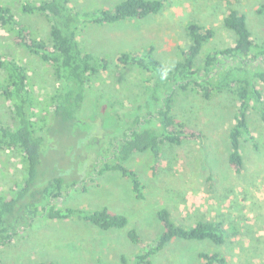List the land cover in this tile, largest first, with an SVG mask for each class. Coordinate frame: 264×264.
Wrapping results in <instances>:
<instances>
[{"label": "rangeland", "instance_id": "374dc122", "mask_svg": "<svg viewBox=\"0 0 264 264\" xmlns=\"http://www.w3.org/2000/svg\"><path fill=\"white\" fill-rule=\"evenodd\" d=\"M120 1L71 0V6L82 13L78 22L81 44L99 57H106L110 65L92 81L87 91L84 117L90 122L82 127V137H74L71 129H62L60 120H53L49 144L44 148L41 176L45 175L44 171L56 173L61 167L68 179L89 175L90 151L93 147L103 151L101 137H97L93 145H87L90 134L109 137L120 129L116 119L120 105L116 110L108 107V111L105 102H123L125 119L153 110L150 93H154L150 86L153 84L147 79L149 72L136 66L118 65L119 53L153 45L155 56L170 69L180 58L181 48L189 44L187 25L190 21L214 28L215 36L206 50L234 43V33L222 24L231 6L228 0H168L165 10L145 19L111 24L86 20ZM25 2L0 0V4L9 5L38 37L47 39L50 20L40 14L25 13L22 9ZM233 2L231 7L247 13L252 36L261 42L264 14L257 10L264 0ZM0 53L13 54L26 67L34 96L38 104L44 106L59 87L52 66L16 45L12 34L1 27ZM4 75L0 70V78ZM259 87L264 93L263 82ZM160 93L156 95L159 97ZM140 105H143L141 110L138 109ZM236 105L227 92L205 99L196 92L181 91L175 103L176 117L202 130L206 136L182 145L165 143L157 173L153 170L156 163L150 151L134 154L129 165L138 172L144 184L143 198L137 197L131 179L120 172L109 171L70 190L66 197L58 200L63 207L80 206L91 210L106 207L113 213L124 214L129 219L125 228L103 230L78 217L39 218L23 228L11 244L0 246V263L123 264L121 257L127 256L130 264H134V256L144 248L129 239V230L135 229L143 244L151 245L164 231L158 211L166 208L172 219L185 227L194 226L203 219L221 220L230 228V236L222 246L210 240L176 238L152 257L151 264H200L199 253L203 251L221 252L227 264H264V123L257 113L250 112L254 140L243 138L245 168L237 173L228 161V133L235 124ZM9 119V106L0 95V120L7 122ZM80 142L86 145L79 149L71 147ZM78 155L83 158L78 159ZM25 174V163L19 152L0 150L1 194L8 195L9 188L21 182Z\"/></svg>", "mask_w": 264, "mask_h": 264}, {"label": "trees", "instance_id": "16d2710c", "mask_svg": "<svg viewBox=\"0 0 264 264\" xmlns=\"http://www.w3.org/2000/svg\"><path fill=\"white\" fill-rule=\"evenodd\" d=\"M228 3L232 6L234 2L228 0ZM168 4V0H121L111 9H101L86 20L111 24L145 19L161 13ZM231 6L222 24L234 33L233 45L206 50L215 36L214 28L190 21L187 25L189 44L181 48L180 58L170 69L155 56L153 45L119 53L118 65L136 66L149 72L147 79L153 84L150 86L154 93H150L153 110L125 119L122 110L126 106L123 102H105L108 111L116 110L117 105H120L116 112L119 132L109 137H105V134H90L87 145H93L94 140L101 137L103 151L93 147L91 154H87L91 159L88 176L84 174L68 179L62 167L56 173L44 171L45 175L41 176L44 148L49 144L52 122L60 120L62 129H71L74 137L84 135L82 127L90 122L84 117L87 91L100 72L109 68V60L99 57L81 44L78 22L82 13L71 6V0H26L23 4L25 13L40 14L50 20L47 39L38 37L9 5L0 4V27L12 34L16 45L50 64L59 82L56 92L42 106L31 89L26 67L13 54L0 53V70L5 72L0 78V95L7 102L10 112L9 121L0 120V150L19 152L26 167L23 180L11 186L8 195L0 193V246L11 244L23 228L39 218L64 220L78 217L103 230L125 228L129 219L124 214L113 213L106 207L99 210L80 206L63 207L58 200L66 197L70 190L109 171L120 172L131 179L137 197L143 198L144 184L138 172L129 165L134 154L150 151L156 163L153 170L157 173L165 143L182 145L188 141L202 140L206 136L202 130L176 117L175 103L181 91H193L205 99L217 93L227 92L231 95L237 105L235 124L228 133V161L237 173L244 170L243 138L246 136L254 140L250 112L257 113L264 123V93L259 87V83H264V39L256 41L249 27L247 13ZM257 11L264 14V4ZM157 92H161L159 97ZM142 107L140 105L138 109ZM83 145L80 142L78 146L71 147L79 149ZM77 158L83 157L78 155ZM158 216L164 231L149 246L143 244L135 229L129 230V239L144 248V251L134 256V264H151L152 257L176 238L210 240L222 246L230 236V228L221 220L203 219L194 226L185 227L175 222L166 208L160 209ZM199 258L200 264L228 262L219 251L200 252ZM121 260L123 264H130L127 256H122ZM37 264L54 263L47 261Z\"/></svg>", "mask_w": 264, "mask_h": 264}]
</instances>
